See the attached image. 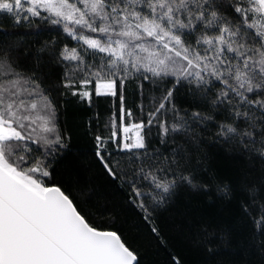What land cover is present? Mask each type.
Instances as JSON below:
<instances>
[{
  "label": "snow or ice",
  "instance_id": "6c2138e0",
  "mask_svg": "<svg viewBox=\"0 0 264 264\" xmlns=\"http://www.w3.org/2000/svg\"><path fill=\"white\" fill-rule=\"evenodd\" d=\"M177 244L264 264V0H0V264Z\"/></svg>",
  "mask_w": 264,
  "mask_h": 264
},
{
  "label": "trees",
  "instance_id": "16d2710c",
  "mask_svg": "<svg viewBox=\"0 0 264 264\" xmlns=\"http://www.w3.org/2000/svg\"><path fill=\"white\" fill-rule=\"evenodd\" d=\"M94 102L97 105L98 109L101 111V113H104L107 109H109L112 106L113 101L111 99H104V98H94ZM131 102V95L129 94V103ZM92 109H89L88 105L86 103H78L75 98L68 99L67 107H66V113L65 118L68 122L69 127H77L82 119L90 114ZM77 143L83 145L87 143V138L84 137L82 134H78L76 137ZM97 183H103V180L99 177L96 178ZM161 222L162 223H168L167 214L164 213L161 215ZM131 239V237H129ZM139 244L143 247H148L147 243L143 240L138 241ZM177 250L182 251V246L180 244H177ZM184 251L185 258L189 261V264H198V261L201 259L197 254L188 252L186 250ZM167 258V254L161 251L159 254H154L152 252H149V259L155 260V261H163Z\"/></svg>",
  "mask_w": 264,
  "mask_h": 264
}]
</instances>
